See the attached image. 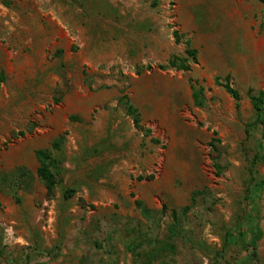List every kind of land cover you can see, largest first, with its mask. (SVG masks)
I'll return each instance as SVG.
<instances>
[{
  "label": "rangeland",
  "instance_id": "obj_1",
  "mask_svg": "<svg viewBox=\"0 0 264 264\" xmlns=\"http://www.w3.org/2000/svg\"><path fill=\"white\" fill-rule=\"evenodd\" d=\"M186 40L197 50L189 70L162 68ZM0 72V264H264V163L246 199L260 137L247 132L246 91L264 90L261 0H0ZM226 74L239 108L215 83ZM189 77L203 85L200 107ZM44 148L59 160L52 193L36 175ZM163 205L190 206L184 236L170 257L135 260L130 245L168 241ZM251 219L255 258L242 244Z\"/></svg>",
  "mask_w": 264,
  "mask_h": 264
},
{
  "label": "trees",
  "instance_id": "obj_2",
  "mask_svg": "<svg viewBox=\"0 0 264 264\" xmlns=\"http://www.w3.org/2000/svg\"><path fill=\"white\" fill-rule=\"evenodd\" d=\"M264 4V0H261ZM173 35L176 41H179L181 36L179 35L178 31H173ZM187 49L183 56L173 55L169 58L167 65H162L161 67H172L176 69H181L184 71L189 70L190 62L196 61L197 58V50L190 46V40H186ZM5 80V77L2 72H0V83ZM188 83L191 90V97L193 104L195 106H202L204 104L203 99V85L200 81L189 77ZM215 83L220 85L235 101L236 108H239V101H240V93L239 91L232 85L231 76L230 74H226L225 76H217L215 78ZM246 95L250 99L252 108L254 110V119L253 121L249 122L247 126V132L250 129H258L260 132V137L256 141V149L255 152L247 159V169L248 174L250 177L251 184L249 182L246 192V199L248 197H253L255 192L258 189V182L255 174V166L261 163H264V90L254 91L252 87H248L246 91ZM119 103L123 106L125 113L132 119L133 126L142 131L144 136L150 134L151 130L149 128H144L141 124V117L137 107L130 101L128 95L123 94L119 98ZM215 135L216 132H213ZM153 143H158L159 141L151 137L150 139ZM213 142H219V139L213 138ZM60 147L59 143L54 141L51 144V149L58 150ZM51 149L44 148V149H37L35 151V157L38 162V167L36 169V175L39 180L43 183L46 191L48 193H52L55 189L58 181H57V169L59 166V160L52 155ZM216 168L219 171V166L216 164ZM254 182V183H253ZM74 193L73 190L67 189L65 190L64 196L70 197ZM12 196L15 198L16 201H19L17 197V193L15 189L11 191ZM196 193L191 198V203L195 202ZM138 207H141V202H136ZM190 206H184L178 209H168L166 205H163L161 211L166 212L169 211L170 215V223L167 227V238L168 241H162L157 237L150 242L147 241L146 247H143L141 251L136 252L135 246L130 245L128 248L132 252V255L135 260L144 259L149 263H153L158 260L162 256L170 257L172 254L175 253V246L173 240L177 237L184 236V221L187 219V212ZM146 211V210H145ZM144 211V212H145ZM241 237L243 236L242 233H239ZM248 238L243 242V247L249 251V255L251 258H255L257 256L256 248L257 242L261 239V229L257 222L253 219L249 221L247 233ZM233 237H231V240ZM234 242V241H233ZM144 246V245H140Z\"/></svg>",
  "mask_w": 264,
  "mask_h": 264
}]
</instances>
